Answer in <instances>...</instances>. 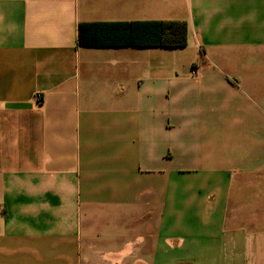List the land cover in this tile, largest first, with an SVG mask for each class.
<instances>
[{
  "label": "crops",
  "instance_id": "0c3cea01",
  "mask_svg": "<svg viewBox=\"0 0 264 264\" xmlns=\"http://www.w3.org/2000/svg\"><path fill=\"white\" fill-rule=\"evenodd\" d=\"M0 264H264V0H0Z\"/></svg>",
  "mask_w": 264,
  "mask_h": 264
},
{
  "label": "trees",
  "instance_id": "16d2710c",
  "mask_svg": "<svg viewBox=\"0 0 264 264\" xmlns=\"http://www.w3.org/2000/svg\"><path fill=\"white\" fill-rule=\"evenodd\" d=\"M134 35L129 46L184 48L188 45V29L185 22L165 21L156 23H131ZM156 27L154 30L145 28Z\"/></svg>",
  "mask_w": 264,
  "mask_h": 264
},
{
  "label": "built area",
  "instance_id": "2783aa9c",
  "mask_svg": "<svg viewBox=\"0 0 264 264\" xmlns=\"http://www.w3.org/2000/svg\"><path fill=\"white\" fill-rule=\"evenodd\" d=\"M36 100H37L38 102H41V96L38 95V96L36 97Z\"/></svg>",
  "mask_w": 264,
  "mask_h": 264
}]
</instances>
